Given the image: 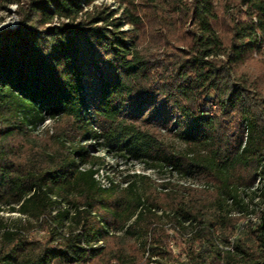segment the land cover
Listing matches in <instances>:
<instances>
[{"label": "trees", "instance_id": "obj_1", "mask_svg": "<svg viewBox=\"0 0 264 264\" xmlns=\"http://www.w3.org/2000/svg\"><path fill=\"white\" fill-rule=\"evenodd\" d=\"M21 1L0 0V9L16 2L21 16L17 27L0 31V203L27 221L46 223L48 236L25 240L22 223L10 229L0 219V264L102 262L109 251L100 243L120 229L145 236L140 246L148 251L142 263L136 253L114 254L121 264H182L159 240L147 241L162 217L158 210L177 225L193 221L194 238L206 244L207 255L190 252L189 264H264V206L248 221L252 241L237 238L233 251L222 250L216 234L228 225L232 233V221L255 212L247 209L241 188L264 204V92L233 74L262 48L264 0H230L236 13L227 42L215 27V0H117L121 16H114V9H88L95 0ZM158 16L161 23L189 25L179 33L181 45L154 51L138 46L133 29L140 31ZM53 17L67 21L48 25ZM124 22L131 28L122 29ZM87 64L112 70L107 76L97 73L92 102L86 94ZM46 117L65 119L55 134L64 148L52 149L47 167L18 163L14 140ZM160 128L186 147H169ZM69 129L70 142L64 143ZM86 139H98L99 148L114 147L150 168L204 175L212 186L204 190V206L192 188L187 199L175 195L170 181L159 183L167 189L166 201L159 200L143 181L145 173L128 172L120 182L103 185L96 178L101 156L81 142ZM228 201L231 208L224 209ZM208 205L222 211L216 222L202 219ZM232 212L238 213L235 218Z\"/></svg>", "mask_w": 264, "mask_h": 264}, {"label": "rangeland", "instance_id": "obj_2", "mask_svg": "<svg viewBox=\"0 0 264 264\" xmlns=\"http://www.w3.org/2000/svg\"><path fill=\"white\" fill-rule=\"evenodd\" d=\"M24 1L26 0H22L21 3ZM215 3L218 14L215 27L221 34L222 40L227 42L229 36V23L231 22L233 15L236 13V10L232 5L234 2L230 0H215ZM48 5L50 7L52 6L50 3H48ZM161 7L166 10L165 4H161ZM17 8L18 4L16 2H11L8 3L5 8L0 9V31L3 29H13L17 27L21 18L20 14L16 11ZM87 8L93 10L109 8L116 10L114 16L122 15V5H120L117 0H95L93 6H88ZM160 17L161 16L153 17L151 24H149V22L145 23L142 28L139 29L140 31L136 28L133 29V31L137 34L136 38L139 47H146L149 50L154 51L170 48L171 45L174 44L181 45V42L177 40L179 33L183 30H188L189 25H187V23L179 24L178 21L173 19L163 20L161 23V20H159ZM61 21H67V19L53 17V19L47 24H58ZM121 28L128 29L131 28V25L124 22L122 23ZM85 72L86 75L90 76L86 77L85 80L87 87L86 94H88L87 100L92 102L97 73L101 72L103 75L107 76L112 74V70L106 64L99 65L98 70H93V66L91 64H87L85 66ZM233 74L235 77L246 78L252 88L264 92V42L261 50L253 53L248 60L240 63ZM208 106L210 110L216 109V104L214 103H209ZM63 124H65V119L46 117V119L34 127L28 125L26 133L18 135L14 140L16 143L14 147V151L16 153L15 160L22 165L27 164V166H30L33 169L49 166V154L53 152L52 149L56 150V148L59 147L60 149L64 148L63 144H59L56 140V135L58 136V132L62 129ZM160 129V136L169 147L174 149H184L186 147L177 136L164 131L165 129L163 128ZM67 131L68 132L63 136V141L66 140L64 143L70 142L67 140H70L72 133H70V129ZM73 138L75 139L76 137ZM84 141L89 145L88 149L91 153L101 156L102 164L99 167L96 178L103 185H108L110 179L114 182H120L124 174L128 172L145 173L147 177H145L143 181L148 182L153 187V193L158 196L159 200L163 202L166 201L165 199H162V196L163 190H167L162 188L159 183L170 181L173 185H170L169 187L175 190V195L180 196L182 194L186 197L185 199H187V190L192 188L193 195L199 198L198 204L204 206L205 203L202 201L205 193L204 190H211L212 187L211 181L204 175H182L173 169H169V167L150 168L147 167V163L142 159L134 158L131 155L124 153V151L115 149L114 147L103 145L99 148V145H95V142H97L98 139H86L81 142ZM121 185L123 184L121 183ZM240 195L244 201L248 203L247 209L249 211L255 210V212L251 211L249 214L242 217L240 215L235 219V221H232V233L229 232V230H231V226L229 225L227 228L217 229L216 234L220 238L217 244L222 250H227L228 248L233 251L231 243L237 238H241L244 241H252L246 231L248 221H252L257 215L258 208L264 206V204L261 203V197H253V193L250 189L245 188L243 190L241 188ZM225 208H231L229 201L224 204V209ZM166 210L168 212L169 208H166ZM221 212L222 211L217 206L208 205V207H202V219H212L216 222ZM158 213L161 214L162 217L158 222L153 224L155 227V233L151 235V237H148L147 241H150L152 238L159 240L162 249L169 250L171 255L177 258L182 264L190 263V252L201 251L202 254L207 255L206 244L204 242L200 243L194 238V231L196 230V227L191 219L184 220L181 225H177L161 210H158ZM237 214V212L231 213L234 218ZM0 219L5 221L9 225L10 229H15L12 227L14 226L12 223H22L24 225V229H20V232L25 240H45L48 236V225L46 223H43L39 219L32 218L27 221L28 218L25 215L12 210L3 203H0ZM144 237L145 236L138 237L137 235L129 234L125 232L124 229L113 231L111 235L100 243H106L108 248L107 250L109 251L108 256L106 255V257L101 259V261L106 262L107 264H121L115 259V257H113L114 254L121 253L125 256H130L131 254L136 253L138 262L142 263L145 261L148 254V251L142 250L140 246ZM99 262L97 261L95 264L102 263Z\"/></svg>", "mask_w": 264, "mask_h": 264}]
</instances>
